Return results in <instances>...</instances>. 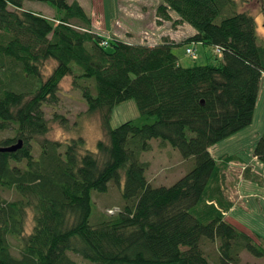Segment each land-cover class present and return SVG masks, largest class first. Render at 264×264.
<instances>
[{
    "label": "trees",
    "instance_id": "16d2710c",
    "mask_svg": "<svg viewBox=\"0 0 264 264\" xmlns=\"http://www.w3.org/2000/svg\"><path fill=\"white\" fill-rule=\"evenodd\" d=\"M42 1L54 7L52 15L23 0H0V130L13 131L0 136V145L22 139L14 150H0V189L18 194H0V264H76L70 253L92 264H253L241 260L242 250L264 255L225 216L232 203L220 189L219 170L230 155L219 164L209 149L252 119L264 72L253 15L237 10L235 0H159L158 15L170 18L172 10L173 21L194 27L185 42L211 47L209 60L184 65L172 51L182 41L105 36L78 0ZM48 58L54 65L44 76L40 66ZM64 75L80 88L84 112H98L102 135L94 149L81 135L45 134L43 106L56 101ZM127 98L138 115L111 126L112 106ZM51 119L68 122L56 110ZM151 137L193 156L169 184L145 175L148 161L139 154ZM252 155L264 162V126ZM121 173V201L90 221L91 190H107ZM206 240L214 262L202 247Z\"/></svg>",
    "mask_w": 264,
    "mask_h": 264
},
{
    "label": "rangeland",
    "instance_id": "374dc122",
    "mask_svg": "<svg viewBox=\"0 0 264 264\" xmlns=\"http://www.w3.org/2000/svg\"><path fill=\"white\" fill-rule=\"evenodd\" d=\"M91 21V27L98 30L105 36L114 34L119 38L129 41H141L154 43L164 37L176 41H182L172 47V51L181 64L203 63L210 59L211 47L198 41H187L184 39L195 31L194 27L186 21H173L178 15L172 11L170 18H163L158 15L156 6L159 0H78ZM237 10L249 11L253 15L255 23L256 40L258 43L264 42L263 7L264 0H235ZM25 7L34 8L45 14L52 15L54 7L42 0H23ZM190 46L192 53L185 51V47ZM54 65L50 58L45 59L40 66L43 75H47ZM92 80V79H91ZM263 81V79H262ZM255 100L253 119L238 131L232 139L234 144L226 145L225 137L212 145V152L220 167V189L223 196L232 203L225 216L237 227L249 232L255 242L264 248V162L251 160L252 147L257 136L264 126V87L259 88ZM44 113L49 120V128L46 131L48 137L61 140L81 135L84 137L85 145L95 148V141L102 135L98 112H84L85 101L80 88L72 84L70 75H64L59 82L57 99L55 102L43 106ZM63 112L68 118L64 124L57 119H51L52 111ZM138 115V110L133 98H127L112 106L109 124L115 126L127 118H134ZM12 128L1 129L0 136L11 134ZM232 133V134H234ZM150 146L141 150L139 158L148 161L145 175L152 184H169L183 174L193 164V156L183 157L180 151L169 143L160 142L159 137L148 139ZM37 147H34L33 154L37 155ZM224 153L236 154L238 161H234L231 156L222 160ZM224 159V158H223ZM222 160V161H220ZM231 160V161H229ZM244 161V162H241ZM252 167L256 173L253 181L255 188L245 184L247 180L244 176L246 163ZM244 166V167H243ZM123 184V173H121L119 183L108 180V188L104 191L91 190L92 212L90 221L96 218L98 211L107 204L121 201L120 190ZM0 194L6 198H15L18 194L13 189H0ZM104 209V208H103ZM26 226L31 224V211L26 215ZM204 252H208L211 261H215V248L209 241L202 242ZM12 252L17 250L12 247ZM73 255L76 264H92L91 261L79 255ZM71 255V256H72ZM72 256V257H73ZM73 257V258H74ZM242 261L253 264L264 263V255L255 256L246 250L240 252Z\"/></svg>",
    "mask_w": 264,
    "mask_h": 264
},
{
    "label": "crops",
    "instance_id": "0c3cea01",
    "mask_svg": "<svg viewBox=\"0 0 264 264\" xmlns=\"http://www.w3.org/2000/svg\"><path fill=\"white\" fill-rule=\"evenodd\" d=\"M129 41V40H128ZM262 79H263V81H262ZM262 84H263V87H264V72H262V74H261V76H260V81H259V87H258V90H259V88L262 86ZM256 100H257V98H256ZM255 106V105H254ZM253 112H254V110H253ZM252 117H253V114H252ZM253 119V118H252ZM251 119V120H252ZM240 130V129H239ZM238 131V130H237ZM236 132V131H235ZM234 133V132H233ZM236 133H234V134H230V135H228V136H226L225 138L226 139H223V140H227L226 141V145H231V144H234L235 142L234 141H229V140H231L232 139V136H234ZM215 144V143H214ZM209 149H210V151L212 152V145L209 147ZM212 154H213V152H212ZM222 155H230L231 157L232 156H234V157H237L236 156V154H232V153H224V154H222ZM251 160H253V159H255V160H257V158L254 156V155H252L251 154ZM229 161H231V160H229ZM232 162V161H231ZM241 162H244V161H242L241 160ZM246 163H248V162H246ZM253 169L254 168H252V167H250V171H249V176H244L247 180H245V184H247V186H249V187H251V188H255L254 187V185H253V181H254V179L256 178V173H254L253 172Z\"/></svg>",
    "mask_w": 264,
    "mask_h": 264
},
{
    "label": "water",
    "instance_id": "95a60500",
    "mask_svg": "<svg viewBox=\"0 0 264 264\" xmlns=\"http://www.w3.org/2000/svg\"><path fill=\"white\" fill-rule=\"evenodd\" d=\"M262 25L264 27V18L262 21ZM22 144V139L19 137L14 142L8 145H0V150H14L15 148L19 147Z\"/></svg>",
    "mask_w": 264,
    "mask_h": 264
},
{
    "label": "built area",
    "instance_id": "2783aa9c",
    "mask_svg": "<svg viewBox=\"0 0 264 264\" xmlns=\"http://www.w3.org/2000/svg\"><path fill=\"white\" fill-rule=\"evenodd\" d=\"M215 49L218 50L219 47L216 45V46H215ZM185 51L188 52V53H192V52H193V50H192V48H191L190 46H186V47H185Z\"/></svg>",
    "mask_w": 264,
    "mask_h": 264
},
{
    "label": "flooded vegetation",
    "instance_id": "af4514ba",
    "mask_svg": "<svg viewBox=\"0 0 264 264\" xmlns=\"http://www.w3.org/2000/svg\"><path fill=\"white\" fill-rule=\"evenodd\" d=\"M263 10H264V8H263ZM263 18H264V11H263ZM262 22V21H261Z\"/></svg>",
    "mask_w": 264,
    "mask_h": 264
}]
</instances>
